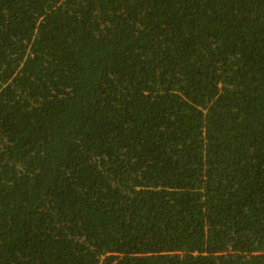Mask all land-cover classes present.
Masks as SVG:
<instances>
[{
    "label": "trees",
    "instance_id": "obj_1",
    "mask_svg": "<svg viewBox=\"0 0 264 264\" xmlns=\"http://www.w3.org/2000/svg\"><path fill=\"white\" fill-rule=\"evenodd\" d=\"M0 264H264V0H0Z\"/></svg>",
    "mask_w": 264,
    "mask_h": 264
}]
</instances>
